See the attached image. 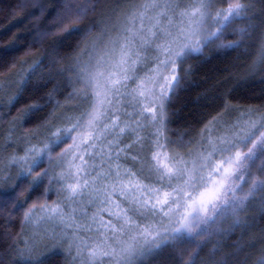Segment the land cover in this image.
Listing matches in <instances>:
<instances>
[{
	"label": "snow or ice",
	"instance_id": "obj_1",
	"mask_svg": "<svg viewBox=\"0 0 264 264\" xmlns=\"http://www.w3.org/2000/svg\"><path fill=\"white\" fill-rule=\"evenodd\" d=\"M98 2L62 0L55 28L72 25L64 28L65 39L95 31L96 25L80 23ZM250 11V0H143L86 47V63L73 62L70 83L81 92L72 111L78 115L56 129L55 139L45 137L42 147L30 143L12 164L22 169V181L44 168L33 190L44 180L60 188L64 201L39 211L45 221H72L67 226L75 229L73 247L81 264H144V258L169 242L181 249L188 245L180 264H197L213 237L223 239L239 227L253 198L264 194V113L257 116L253 110L223 126L213 118L194 142L166 135V101L179 85L178 65L210 45L232 50L252 40L250 23L234 27L246 23ZM256 41L264 61V34ZM142 66L148 69L144 77L138 71ZM22 92L23 87L9 102L11 108ZM76 95L74 89L68 98ZM39 111L43 108L37 102L24 113L25 121ZM64 144L68 147L57 155L54 147ZM101 145L108 149L106 173L95 163ZM120 152L139 160L141 170L122 173L116 163L113 174L111 165L120 161ZM99 159L105 160L103 152ZM86 199L100 213L80 223L72 219L75 209L69 212L64 202L73 206ZM36 211L35 206L25 211L23 221H31ZM229 219L228 228H222ZM19 256L27 264L23 251Z\"/></svg>",
	"mask_w": 264,
	"mask_h": 264
},
{
	"label": "trees",
	"instance_id": "obj_2",
	"mask_svg": "<svg viewBox=\"0 0 264 264\" xmlns=\"http://www.w3.org/2000/svg\"><path fill=\"white\" fill-rule=\"evenodd\" d=\"M61 2L0 0V264H21L20 251L29 258L27 264H81L73 247L75 229L67 226L72 221L68 218L64 223L45 221L37 214L43 205L51 206L56 201L53 193L56 185L44 180L33 190V182L44 168L27 175L22 181V169L13 165L12 159L23 156L30 143L42 147L45 137L55 139L53 133L56 129L78 115L72 109L80 103L79 98L72 102L68 98L72 89L65 78L67 64L91 44L102 29L111 22L113 25L128 9L143 0H99L94 5L96 10L80 23V27L96 25L95 31L81 32L67 39L64 38V28L72 25L55 28ZM21 3L25 5L22 9L19 7ZM250 7L249 20L234 27H245L250 23L255 29L252 40H245L232 50H219L210 45L200 54L184 58L178 65L181 79L166 101L167 138L194 142L213 118L223 126L225 122L234 123L238 117L253 110H258L257 116L264 113V61L259 59V43L256 41V37L264 34V0H250ZM117 15L119 17L115 19ZM254 43L255 47L249 46ZM151 62L150 58L149 64ZM21 87L20 100L11 108L9 102ZM37 102L43 111L29 114L27 119L30 122H26L24 113ZM49 128L52 131H48ZM64 145L54 147L53 150L59 149L57 155ZM96 151L95 163L102 165L101 171L106 173L107 146L101 145ZM100 152L105 155L103 161L99 159ZM116 163L120 164L122 173L133 168L140 171L143 167L139 160H133L124 152H120V161L111 165L113 174ZM33 206L37 209L33 219L24 222V212ZM64 207L70 208L71 212L75 209L72 219L80 223L91 222L93 205L78 202ZM98 212L99 208L95 214ZM103 214L107 218L106 213ZM240 219L243 223L229 235L223 239L213 237L200 252L197 264H260L264 259V194L258 193L253 198ZM230 223L229 219L221 227L227 229ZM172 245L173 242H169L153 256L144 258V264H180L181 251L188 250V245H184V249ZM214 245L218 247L214 249ZM214 250L216 255L213 256Z\"/></svg>",
	"mask_w": 264,
	"mask_h": 264
},
{
	"label": "rangeland",
	"instance_id": "obj_3",
	"mask_svg": "<svg viewBox=\"0 0 264 264\" xmlns=\"http://www.w3.org/2000/svg\"><path fill=\"white\" fill-rule=\"evenodd\" d=\"M120 16H121V15H120ZM118 17H119V15H117V16L114 17V18L117 19ZM122 17H123V16L119 17L116 21L113 22V24L118 23L119 19H121ZM111 23H112V22H111ZM111 23H110L107 27L110 28V27L112 26ZM103 27H104V25H103ZM104 29H105V28H104ZM104 29H102V31H103ZM105 43H106V41H105ZM87 47L90 48V47H91V44H89V45L87 44ZM101 47H102V46H101ZM83 51H84V52H83ZM85 51H86V48H83V50H82L77 56L73 57L72 60H70V62L67 64V67H66V71H65V73L67 72V73H66L67 75L65 76V78L68 80V85L71 86L72 91L74 90V88H77V89H75L77 95L74 96L72 99H70L71 102L74 101V99H76L77 97H79L80 92H81V88H80V86H74L72 83H70V81H71V80L73 79V77H74V71H70V70H71V69L75 70V64L73 63L75 60L79 59V61H80L81 64L86 63V62L88 61L89 56L85 54ZM82 52H83V53H82ZM151 64L154 66L153 61L151 62ZM147 70H148L147 67H141L140 69H138V71H139V75H140L141 77H144L145 74H146V71H147ZM158 79H159V77H158ZM156 91L159 92V88H157ZM70 101H69V102H70ZM69 118H70V117H69ZM199 138H200V136H199ZM199 138H198V139H199ZM69 143H70V142H69ZM66 147H68V144H65V145H64V148H66ZM64 148H63L60 152H62V151L64 150ZM58 154H59V153H58ZM49 184H50V183H49ZM53 184L56 185L55 183H52V184H50V185H53ZM54 187H56V188H54V190H53L54 197H55V199H56V201L54 202V204H55L57 201H64V196H63V193L61 192L60 188H59L57 185L54 186ZM87 203H88V205H89V204L92 205V204L90 203V201L87 200V199L84 200V201L82 202V205H87ZM54 204L51 205V206H54ZM64 205L69 206L68 202H66V201L64 202ZM51 206H49V207H51ZM83 207H84V206H83ZM95 207H96V208H95ZM93 209H94V211H92V214H95L96 211L98 210V208H97V206H94V205H93ZM68 211L71 212V209L69 208ZM90 213H91V211H90ZM37 214H38V216L41 217V213H40V211H39ZM98 214H99V212H98ZM91 217H93V215H92ZM82 218H83V219L85 218V215H84L83 211H82ZM34 231H35V230H34ZM36 234H37V233H36ZM32 235H33V233H32Z\"/></svg>",
	"mask_w": 264,
	"mask_h": 264
}]
</instances>
